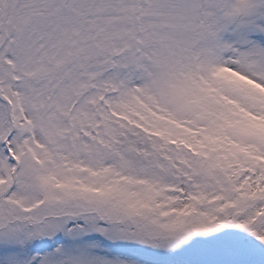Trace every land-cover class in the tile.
<instances>
[{"label":"snow or ice","instance_id":"1","mask_svg":"<svg viewBox=\"0 0 264 264\" xmlns=\"http://www.w3.org/2000/svg\"><path fill=\"white\" fill-rule=\"evenodd\" d=\"M0 264H264V0H0Z\"/></svg>","mask_w":264,"mask_h":264}]
</instances>
